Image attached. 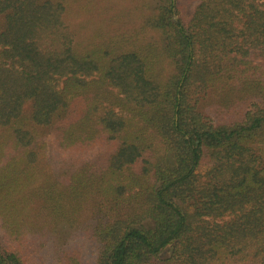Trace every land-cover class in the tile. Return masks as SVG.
<instances>
[{
	"label": "trees",
	"instance_id": "16d2710c",
	"mask_svg": "<svg viewBox=\"0 0 264 264\" xmlns=\"http://www.w3.org/2000/svg\"><path fill=\"white\" fill-rule=\"evenodd\" d=\"M89 1L0 0V264H264V0Z\"/></svg>",
	"mask_w": 264,
	"mask_h": 264
},
{
	"label": "rangeland",
	"instance_id": "374dc122",
	"mask_svg": "<svg viewBox=\"0 0 264 264\" xmlns=\"http://www.w3.org/2000/svg\"><path fill=\"white\" fill-rule=\"evenodd\" d=\"M91 1H93L95 4L94 8L90 6L89 10L87 9L80 17L86 25L84 30H93L99 27V25H102L104 29H113L115 27V24H112L111 26H106V19L109 18V16L114 14L116 11L117 13L115 14H131V11L129 10L134 7V4L137 0H90L89 2ZM178 3L183 16L189 15L194 7V3L188 0H178ZM132 17H136V15L134 14ZM27 109L28 108H26V110ZM209 166L210 162L207 157L204 156L200 166L196 171L197 174L199 176H203ZM70 235L71 229L67 225H62L61 228L54 231V233L49 238L45 249L43 250V256L45 258V261L52 263L54 260L53 254L55 253L57 248L61 246L65 241L70 240L69 243L71 244H73V242H77V246L81 249L84 258V263L92 264L94 254L91 252V250H89V247H91L89 242H86L82 236L80 237L79 233L78 235H74L72 237H70ZM167 256V252L163 251L159 257L160 259H165Z\"/></svg>",
	"mask_w": 264,
	"mask_h": 264
}]
</instances>
